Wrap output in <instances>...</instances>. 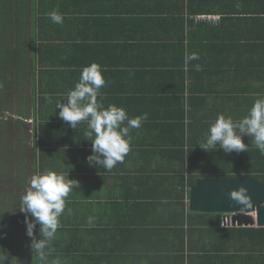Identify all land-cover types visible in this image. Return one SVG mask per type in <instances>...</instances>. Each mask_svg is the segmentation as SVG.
I'll use <instances>...</instances> for the list:
<instances>
[{"label": "crops", "instance_id": "0c3cea01", "mask_svg": "<svg viewBox=\"0 0 264 264\" xmlns=\"http://www.w3.org/2000/svg\"><path fill=\"white\" fill-rule=\"evenodd\" d=\"M12 4V48L0 60V264H41L21 198L45 171L80 185L66 198L48 264H264V234L237 229L264 227L255 213L253 225H226L225 216L238 212L190 206L198 178L264 170L252 138L244 137L241 153L198 144L218 115L239 120L264 97V42L258 63L252 42L264 41V0ZM53 11L62 23L52 22ZM92 63L106 81L98 102L130 118L147 113L111 170L87 163V121L72 129L58 115L57 104Z\"/></svg>", "mask_w": 264, "mask_h": 264}, {"label": "clouds", "instance_id": "9594fccd", "mask_svg": "<svg viewBox=\"0 0 264 264\" xmlns=\"http://www.w3.org/2000/svg\"><path fill=\"white\" fill-rule=\"evenodd\" d=\"M49 16L53 23L63 22L62 15L57 11L49 13ZM197 58L193 54L186 57V62ZM105 83L99 64L92 63L84 67L74 89L66 95L67 102H59L57 109H60L59 117L72 129L79 122L87 121L88 131L85 135L92 144L91 154L86 158L87 163L92 167L99 165L105 170H111L122 163L130 152V129L140 128L142 121L147 119V113L130 118L123 107L114 104L105 107L102 100L98 102L97 99ZM244 137L252 138L255 148L264 154V97L257 98L248 114L239 120L224 114L218 115L209 127L204 141L198 144L208 152L219 145V150L222 149L226 154L241 153L248 151ZM79 186L76 180L66 179L55 171L37 173L31 177L30 185L21 198V212L26 214V234L31 238V250L39 257L41 264H48L51 251L49 246L60 227L59 218L65 211L66 198L70 191ZM230 199L237 205L251 206L247 189L243 186L233 190ZM37 225L40 226L38 236L35 232ZM52 264H61V261L56 259Z\"/></svg>", "mask_w": 264, "mask_h": 264}, {"label": "water", "instance_id": "95a60500", "mask_svg": "<svg viewBox=\"0 0 264 264\" xmlns=\"http://www.w3.org/2000/svg\"><path fill=\"white\" fill-rule=\"evenodd\" d=\"M241 186L247 189L249 206L237 205L230 193ZM191 209L202 211L238 212L232 217L233 225L264 226V182L254 177H205L198 178L191 187Z\"/></svg>", "mask_w": 264, "mask_h": 264}, {"label": "trees", "instance_id": "16d2710c", "mask_svg": "<svg viewBox=\"0 0 264 264\" xmlns=\"http://www.w3.org/2000/svg\"><path fill=\"white\" fill-rule=\"evenodd\" d=\"M198 1V0H196ZM14 0H0V60H4V54L9 50H11V37H10V28L13 27L14 21H13V16L8 15V11L11 12L13 11V3ZM5 14V15H4ZM11 14V13H10ZM10 27V28H9ZM236 39H227V42H234ZM261 40V41H260ZM263 39L258 38V39H253V43L256 44V48L254 50V62L258 63L259 59L256 56L255 57V51L257 52L258 50V45L259 47L263 44L261 42ZM4 45L6 46H3ZM10 43V47L8 44ZM260 49V48H259ZM3 50V51H2ZM257 54V53H256ZM9 58V56H8ZM264 172L263 169L253 167L251 169H246L245 171H241L236 169L235 171L232 170H225V175L226 176H250V177H255L261 181H264ZM239 231H249V233L255 232H260L264 234V227H258L257 229L254 228H247V227H238L237 228ZM242 233V232H241Z\"/></svg>", "mask_w": 264, "mask_h": 264}, {"label": "built area", "instance_id": "2783aa9c", "mask_svg": "<svg viewBox=\"0 0 264 264\" xmlns=\"http://www.w3.org/2000/svg\"><path fill=\"white\" fill-rule=\"evenodd\" d=\"M205 18H208V17H205ZM235 213H230L229 215H226L225 216V224L228 225V224H232V217L234 216Z\"/></svg>", "mask_w": 264, "mask_h": 264}, {"label": "rangeland", "instance_id": "374dc122", "mask_svg": "<svg viewBox=\"0 0 264 264\" xmlns=\"http://www.w3.org/2000/svg\"><path fill=\"white\" fill-rule=\"evenodd\" d=\"M11 71V73L13 72L12 70H10ZM11 73H9V74H11ZM1 90V89H0Z\"/></svg>", "mask_w": 264, "mask_h": 264}]
</instances>
